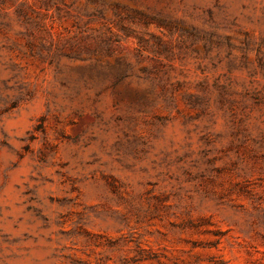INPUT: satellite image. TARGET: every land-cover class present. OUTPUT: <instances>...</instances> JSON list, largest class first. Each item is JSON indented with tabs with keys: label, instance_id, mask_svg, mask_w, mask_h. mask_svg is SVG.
<instances>
[{
	"label": "rangeland",
	"instance_id": "1",
	"mask_svg": "<svg viewBox=\"0 0 264 264\" xmlns=\"http://www.w3.org/2000/svg\"><path fill=\"white\" fill-rule=\"evenodd\" d=\"M0 264H264V0H0Z\"/></svg>",
	"mask_w": 264,
	"mask_h": 264
}]
</instances>
